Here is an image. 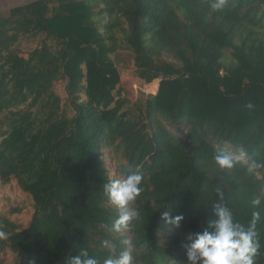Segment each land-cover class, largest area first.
<instances>
[{"label":"trees","instance_id":"trees-1","mask_svg":"<svg viewBox=\"0 0 264 264\" xmlns=\"http://www.w3.org/2000/svg\"><path fill=\"white\" fill-rule=\"evenodd\" d=\"M38 36L30 53L15 47ZM121 52L138 80H159L134 110L113 60ZM240 148L247 157L232 169L215 164ZM253 161L262 166L249 171ZM134 172L143 174L130 205L140 217L115 233L119 210L105 186ZM13 181L33 213L25 228L0 213L11 264H68L82 251L102 260L103 241L119 250L124 235L137 242L133 264H188L189 237L214 230L216 204L244 226L261 212L255 260L264 264V0H227L216 12L209 0H38L8 18L0 10V186ZM165 211L182 217L178 225L161 219Z\"/></svg>","mask_w":264,"mask_h":264},{"label":"clouds","instance_id":"clouds-1","mask_svg":"<svg viewBox=\"0 0 264 264\" xmlns=\"http://www.w3.org/2000/svg\"><path fill=\"white\" fill-rule=\"evenodd\" d=\"M227 0H209L211 11H221ZM246 107L251 108L249 103ZM247 152L244 148L238 150V154L221 151L213 159L220 169H232L239 161L245 160ZM262 165L251 162L249 171ZM142 173H130L123 179H114L105 186L109 202L119 210L118 218L112 224L115 233H128L131 230V222L140 217V212L135 207H130L143 191ZM220 199L223 192L216 190ZM261 198L256 197L251 201L253 209L259 208ZM215 220L214 230L195 234L190 245L187 246L186 256L188 264H256L260 247L258 242L257 223L261 220V212L253 211L251 220L247 226L234 221L233 215L228 207L222 204L214 205ZM161 219L166 223L178 225L181 216L170 217L167 211L161 214ZM7 233L0 230V239L6 238ZM119 244L108 240L103 241V246L110 249V254L101 260L98 257H89L86 251L72 257L68 264H133L134 253L137 251V242L131 235H124Z\"/></svg>","mask_w":264,"mask_h":264},{"label":"rangeland","instance_id":"rangeland-1","mask_svg":"<svg viewBox=\"0 0 264 264\" xmlns=\"http://www.w3.org/2000/svg\"><path fill=\"white\" fill-rule=\"evenodd\" d=\"M38 0H0V10L4 18H8L10 11L14 8L25 6L29 3H33ZM43 37L38 36L36 38L20 37L18 43L15 45L22 53L27 54L34 50L39 40ZM51 44L50 42H47ZM114 63L121 78V83L127 86L128 92L133 96V100L130 101L129 108L134 110V104L142 96H150L156 94V91L151 89L150 85H157L159 80H155L150 84L138 80L135 75V69L132 64V59L128 52H121L117 56L113 57ZM52 92L63 98L64 92L60 84H54ZM37 118L43 120L46 112L41 110L37 112ZM11 209H20L21 212L16 215H9ZM0 213L8 215L9 219L19 227L25 228L28 226L33 213L32 202L28 196L19 191L16 183L13 181L6 186H0ZM12 255L7 250L0 249V264H11Z\"/></svg>","mask_w":264,"mask_h":264},{"label":"built area","instance_id":"built-area-1","mask_svg":"<svg viewBox=\"0 0 264 264\" xmlns=\"http://www.w3.org/2000/svg\"><path fill=\"white\" fill-rule=\"evenodd\" d=\"M156 92H157V90H156ZM154 95H155V93H154Z\"/></svg>","mask_w":264,"mask_h":264}]
</instances>
